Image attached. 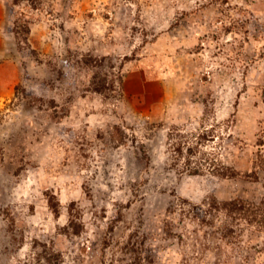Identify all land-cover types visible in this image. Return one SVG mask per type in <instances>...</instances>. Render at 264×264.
Instances as JSON below:
<instances>
[{"label":"rangeland","instance_id":"374dc122","mask_svg":"<svg viewBox=\"0 0 264 264\" xmlns=\"http://www.w3.org/2000/svg\"><path fill=\"white\" fill-rule=\"evenodd\" d=\"M263 198L264 0H0V264H264Z\"/></svg>","mask_w":264,"mask_h":264},{"label":"trees","instance_id":"16d2710c","mask_svg":"<svg viewBox=\"0 0 264 264\" xmlns=\"http://www.w3.org/2000/svg\"><path fill=\"white\" fill-rule=\"evenodd\" d=\"M95 83V90L101 91L103 89H108V81L106 80V77L102 76L99 79H96ZM111 87L112 84H109ZM178 150H180V144L177 147ZM197 172V170H196ZM222 175H227L225 172H221ZM222 209L225 211H231L236 212L239 215H241L248 223H256L260 227H264V198L260 201L259 204L256 203H250V202H243L239 199L237 200H231L228 202H225L222 205Z\"/></svg>","mask_w":264,"mask_h":264}]
</instances>
